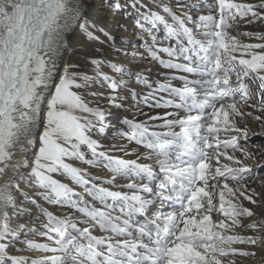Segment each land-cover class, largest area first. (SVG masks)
Returning a JSON list of instances; mask_svg holds the SVG:
<instances>
[{
  "label": "snow or ice",
  "instance_id": "1",
  "mask_svg": "<svg viewBox=\"0 0 264 264\" xmlns=\"http://www.w3.org/2000/svg\"><path fill=\"white\" fill-rule=\"evenodd\" d=\"M0 264H264V0H0Z\"/></svg>",
  "mask_w": 264,
  "mask_h": 264
},
{
  "label": "rangeland",
  "instance_id": "2",
  "mask_svg": "<svg viewBox=\"0 0 264 264\" xmlns=\"http://www.w3.org/2000/svg\"><path fill=\"white\" fill-rule=\"evenodd\" d=\"M255 147H260V141L259 140L255 141Z\"/></svg>",
  "mask_w": 264,
  "mask_h": 264
}]
</instances>
